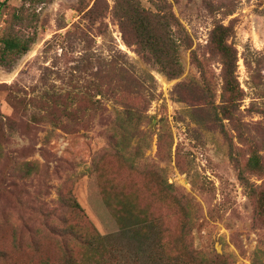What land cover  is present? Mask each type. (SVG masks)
Here are the masks:
<instances>
[{
	"label": "rangeland",
	"instance_id": "1",
	"mask_svg": "<svg viewBox=\"0 0 264 264\" xmlns=\"http://www.w3.org/2000/svg\"><path fill=\"white\" fill-rule=\"evenodd\" d=\"M115 3L51 0L29 31L16 26L37 36L12 69L0 66V252L10 264H37L40 241L52 256L48 227L80 224L62 207L72 198L125 264H264V174L248 168L253 147L264 163V0H140L180 25L174 78L132 29L124 34ZM21 6L0 0V36ZM218 27L237 53L239 100L229 113L211 41ZM124 112L143 116L134 137L118 142Z\"/></svg>",
	"mask_w": 264,
	"mask_h": 264
},
{
	"label": "trees",
	"instance_id": "2",
	"mask_svg": "<svg viewBox=\"0 0 264 264\" xmlns=\"http://www.w3.org/2000/svg\"><path fill=\"white\" fill-rule=\"evenodd\" d=\"M22 6L13 14L12 22L7 26L0 36V66L9 70L12 69L16 61L26 55L32 45L36 42V32L16 30V26L26 25V30L31 29V24L38 18L36 14L37 6L50 3L51 0H21ZM154 14L141 6L140 0H116L114 16L118 20L122 31L127 32L132 29L134 42L138 45L142 53L149 59L155 60L161 66L162 72L169 77H177L182 73L183 67L179 60V46L176 38L172 36V28L180 26L171 11ZM22 30V28H21ZM228 28L218 27L212 34V44L222 57L224 65L225 91L230 93L227 100L225 112H231L239 100V92L233 88V78L235 74L237 53L227 42ZM126 35V34H125ZM232 83L230 84L229 79ZM228 85V87H227ZM230 85V86H229ZM127 116L119 118L117 129L118 142H126L134 137L136 124L140 122L143 114L126 113ZM138 117L136 120L134 117ZM221 120H230L234 117L227 115ZM224 132H226L224 130ZM1 151V150H0ZM248 168L250 171L262 175L264 174V163L261 155L255 147L250 154ZM1 157V156H0ZM242 180H245L242 178ZM169 188H172L169 186ZM259 215L264 216V191L257 197ZM62 207L70 213L79 217L80 224L69 223L62 219L61 225H50L48 227V237H54V248L52 256L43 255L40 249V241L33 243L32 254L39 256L37 264H125V257L119 249H115L112 239L108 236L100 235L86 218L80 204L72 198L62 200ZM122 217L117 216L121 223ZM140 226V225H139ZM27 228V227H25ZM121 228H123L121 224ZM183 240V237H182ZM21 242L22 239L16 240ZM181 241H177L178 251L184 256V246H180ZM116 245V244H115ZM187 255L191 257L189 253ZM175 257V256H173ZM124 259V262L122 260ZM12 254L0 252V263L10 264ZM158 264H163V257L151 259ZM51 262V263H50ZM130 263V262H129ZM134 264H140L136 259ZM167 264H184L177 260ZM188 264V263H187ZM220 264H230L225 260H220ZM232 264V263H231Z\"/></svg>",
	"mask_w": 264,
	"mask_h": 264
}]
</instances>
